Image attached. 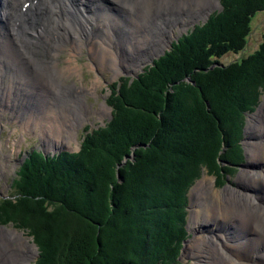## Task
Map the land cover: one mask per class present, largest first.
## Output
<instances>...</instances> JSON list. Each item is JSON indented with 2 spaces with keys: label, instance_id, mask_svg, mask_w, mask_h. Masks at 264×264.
Returning a JSON list of instances; mask_svg holds the SVG:
<instances>
[{
  "label": "trees",
  "instance_id": "1",
  "mask_svg": "<svg viewBox=\"0 0 264 264\" xmlns=\"http://www.w3.org/2000/svg\"><path fill=\"white\" fill-rule=\"evenodd\" d=\"M220 2L222 11L182 36L138 78L112 86V120L87 134L79 153L28 154L13 194L0 200V225L33 238L35 264H180L189 238L190 190L204 170L221 186L244 163L246 117L264 94V39L245 58L222 67L217 61L245 49L264 0ZM130 154L141 162L135 167L126 161V182L110 189L115 166ZM25 218L46 233L22 224ZM66 218L81 222L83 232L96 229L99 249L87 235L70 243Z\"/></svg>",
  "mask_w": 264,
  "mask_h": 264
},
{
  "label": "bare ground",
  "instance_id": "2",
  "mask_svg": "<svg viewBox=\"0 0 264 264\" xmlns=\"http://www.w3.org/2000/svg\"><path fill=\"white\" fill-rule=\"evenodd\" d=\"M197 4L198 0H175L174 2L176 10H179L180 13H183L182 11L186 13L190 8H195L194 5ZM203 5L201 18H207L211 12V6H208L206 1ZM137 6L144 12L149 10L158 12L153 9V6L161 11L166 3L159 4V0H0V39H4L6 36H10L12 39L9 42H0V102L6 98H8V102H11L12 94L7 93L15 90L13 83L15 77L17 89L24 90L33 84V77L36 80L40 78L36 76V73L43 75L39 71L46 67L63 78L71 79L80 74L79 68L72 66L71 63L76 60L77 56L82 55L83 50H87L89 53L93 68L111 71L109 68L111 67L115 71V77L118 76L121 73L122 65L115 50L117 39L108 26L100 23L101 21H106V23L121 22L119 16L114 12L115 9L125 11V13H134L137 12ZM195 16H198V11L195 12ZM174 17L184 18V16H173L167 11L166 15L161 14L159 18L148 23L154 27L155 32L164 33V40L152 46L154 52L149 53L150 55H156L172 42L170 30L166 24L172 22L174 25L175 21L180 25L183 24L182 18L172 20ZM97 24L100 25L95 28L94 25ZM138 25L142 24L138 23ZM185 25L186 21L182 26L185 27ZM135 32L136 30L132 31V33ZM124 35V41H126L129 35L127 33ZM133 41H135L136 51L131 53L127 50L124 54L125 57L122 58L123 65L127 68H130V57L144 53V47L138 38L133 37L126 44H132ZM17 46L34 53H32L33 59H35L33 65L26 61L25 55L19 51ZM65 49H67L70 59L65 68L61 70L57 67L58 58ZM4 52L6 56L3 55ZM41 58L43 59L41 60ZM5 67L12 72L8 77L9 82L2 78L1 68ZM21 70L26 71V75L20 74ZM34 70L37 72L35 73ZM48 76L50 78L47 77V83H50L49 86L53 85L52 92L64 93L63 86L54 82L57 81L54 75L48 74ZM5 82L10 86V89H6V86L2 85ZM38 82L40 83L39 80ZM96 89L94 87L88 91L82 89L73 91V94L69 96L67 109L65 107L58 109L54 103V107L49 108L47 112L43 111L46 116L35 120L38 127L35 129H40L43 132L48 147L61 148L65 145H72L75 139L74 136L72 137L73 133H77L86 118L84 116L91 113L88 107L81 103L82 99L85 98V93H92ZM48 90L45 87V93ZM5 110L7 109L4 108V112ZM102 110L110 111L105 106ZM2 112L0 110V117ZM31 114H33L32 110ZM252 120L255 127L258 126L262 130L260 133L264 132V104L260 108V113ZM248 145L250 148L252 147L249 152L250 169L256 167L255 169L258 170L250 171L251 174H242L238 189L227 187L217 191L215 181L208 177L204 178L195 189L197 192L200 188L207 187L213 192L212 196L216 202H212L208 211L207 225L221 227L224 224L226 226L223 228L226 231L225 236H218L214 231L209 238H202L201 241L198 239L200 243L194 242L191 245L188 256H191L190 258H193L196 264H264V140L259 145L258 143H248ZM1 149L0 145V151ZM9 162L8 158L0 162L1 168L7 167ZM0 174V177H4V171H1ZM207 208L209 209V207ZM19 242L22 243V247L28 248L27 239L22 234L0 228V244L5 246H0V264L3 262L1 256L3 250L21 251ZM17 243L18 248L15 246ZM28 243L29 251H25L20 260L12 258L9 264H32L37 256V249L30 243V240Z\"/></svg>",
  "mask_w": 264,
  "mask_h": 264
},
{
  "label": "rangeland",
  "instance_id": "3",
  "mask_svg": "<svg viewBox=\"0 0 264 264\" xmlns=\"http://www.w3.org/2000/svg\"><path fill=\"white\" fill-rule=\"evenodd\" d=\"M205 1L207 2L208 6H211L210 7L211 12L207 15V18L211 14L222 10V4L220 0H198V4L194 5L195 8H190L189 10L186 11V13L184 11H182L183 13H180L179 10H176L177 8L174 5L175 0L173 1L159 0V4L166 3V6L162 8L161 11L155 8V6H153L154 7L153 9H156L158 12H153L150 10L144 12L143 9H140L137 6V12L125 13V11L116 8L114 12L119 16L121 22L106 23V21H101L100 23L108 26L113 32L115 38L117 39L115 50L116 53L118 54L122 68H121V73L116 77H115V71L111 67H109L111 71L101 70V68H93L89 53L87 52V50H83L84 52L82 53V55L80 57L77 56L75 58L76 60L72 61L71 63L72 66H76L79 68L80 74L73 76L71 79L63 78L62 76L53 73L52 69L46 67L41 71H39L40 74H43L42 76L36 73L37 70H34L36 76L40 78L36 80V78L33 77V84H31L28 87V89L18 90L16 84V77L13 78L15 90L13 92L7 93V94H12L11 102H8V98L3 99L0 102V110L3 111L0 117V126H1L0 145L2 147L0 151V162H3V160L5 161V159L7 158L8 161L10 160L7 167L1 168L0 165V173L1 171H4V177H0V200L4 198H9L13 194L14 189L12 186L14 185L16 172L18 171L21 162L24 160L27 154L30 153L32 150L36 149L38 151L44 152L46 155L58 154L59 152L76 153L81 146L82 137L85 135L84 129L86 127H90L91 131L104 127L111 119V108L107 104V99L111 94L110 89L112 88L113 84L117 83L122 77H126L131 81H133V79H135L138 75H140L145 68L151 66L154 60H157L165 52L169 51L171 45L175 43L177 39L190 32L195 26L206 22L207 20L206 17L201 18L202 9L204 7L203 3ZM167 11H169V14L173 16L174 15L184 16V18L174 17L172 20L176 18H182L183 21L182 23L184 24L186 21V25L185 27H183L182 26L183 24L180 25V23H178L177 21H175L174 25L172 22L170 24L166 22L167 23L166 26L170 30V38L172 42L168 44L169 46L166 45V47L162 49V51H159L158 53H156V55L152 56L149 54L151 52H154L152 51V46L164 40V33L155 32L154 27L152 25H148V23L151 20L159 18L161 14L166 15ZM196 11H198L197 17L195 16ZM138 23H141L142 25L140 26L138 25ZM100 24L94 25V27L98 28L99 27L98 25ZM175 27H179V28H175ZM133 30H136V32L132 33ZM124 33H127L129 35V38L126 41H124L125 38ZM133 37L139 39L141 45L144 47V53H141L139 55V53L136 52L138 54H136L135 56L133 55L132 58L130 57L131 60L129 62L130 68H127L123 65L122 58L125 57L124 54L126 53L127 50H129L131 53H134V51H136L135 41H133L132 44H128V45L126 44L127 41ZM263 39H264V10L256 13L254 17L251 19V33L248 37V42L245 49L238 54H234V53L226 54L225 56L217 60L218 66L220 67H222L221 65L226 66L232 62L238 61L241 58H245L253 54L255 51L259 49V46L263 42ZM11 40L12 39L10 36H6L4 39H0V42L2 41L9 42ZM31 50L33 49L31 48ZM119 50H122L123 52L122 51L119 52ZM29 52H30L29 57L24 56V58L30 65H33L35 63L34 62L35 59H32L34 53L31 52L30 50ZM22 53L25 54L26 52L22 49ZM3 55L6 56V53L4 52ZM38 55H40V53H38ZM43 58H41V60ZM69 59H70V55L67 49L63 50L58 58L57 67L63 70L67 65ZM213 69L214 68L210 67L205 69L204 71L208 72V71H212ZM125 70H129V71H125ZM9 74H12L10 70H9ZM20 74L26 75V71L21 70ZM48 74L54 75L55 79L57 80L54 82H56L57 84H61L63 86L64 93L59 94L52 92L53 85L49 86L48 84L50 83H47L48 81L47 77L50 78ZM38 80L40 81V83L38 82ZM185 81L187 84L193 85L194 87L198 88V90H201V88L198 87V85L195 82H193L191 79L188 78ZM2 85L6 86V89H10V86H8L6 82L3 83ZM45 87L49 89L46 93H45ZM94 87H96L97 89L95 91L93 90L92 93H85L86 94L85 98L82 99L81 103L86 105L91 113L90 115L84 116L86 118L83 121V123L80 125L79 129L77 130V133H73L72 137L74 136L75 139L72 142V145L71 146L65 145L61 148H57V146L48 147V143L46 142L43 136V132L40 129H35L37 127L36 126L37 123L35 122V120L46 116V113L43 111L46 110L47 112L49 108L54 107V103L58 109L62 107H65L67 109L69 96L73 94L72 93L73 91L76 90L79 91V89L88 91ZM58 90L59 88L56 91L58 92ZM207 97L208 100L210 101H207L206 105H207V109H210L211 108L210 102L212 100L210 99L209 96ZM263 104H264V94H262L260 98L259 105L256 111L252 114H248L246 117V124L244 127V138L242 140V146L245 155L244 163L237 169V171L234 174L228 175L225 178V183L221 186L218 185L217 177H215L214 175H209L204 170L200 179L197 180L196 183L191 188L189 193L190 203L188 206V224H187L189 238L184 243L179 258L180 264H196L195 260L193 258H190L191 256H188L190 247L194 242L200 243L201 241L200 239L209 238L214 231H216L215 234L218 236L226 235V231L225 229H223L226 227L224 224H222L221 227L218 226L216 227L213 225H207L206 223L207 217L209 218L207 214H209L208 211L210 210L211 204L212 202H216L212 196L213 192L210 191L207 187L205 188L202 187L200 188L199 191L197 190V192H195V189L197 186H199L200 182L207 177L215 181V187L217 191L224 190L227 187L238 189L240 187L239 180L242 174L245 173L251 174L250 171L254 172V170L255 171L258 170L255 169L256 167L250 169L249 164L251 163V159L249 157V152H251L252 147L250 148V145H248V143L250 144L258 143V145L263 143L264 132L260 133V131L262 130L258 128V126L255 127V123H253L252 120L255 118L256 115H258V113H260V108L262 107ZM103 106L107 107L110 111L107 110L103 111L102 110ZM4 108L7 109L5 110V112H4ZM31 110L33 111V114H31ZM29 116L31 117L29 118ZM256 119L258 118L256 117ZM49 124L51 125V122H49ZM128 158L129 159L125 158V160H122L123 162L120 165L115 166L116 170L113 174V178L112 179L110 178L113 181V187H110V189L114 188V185L123 186L124 183L126 182L125 173H127V171H124L127 163L126 161L130 162L131 165L135 167L138 166L139 163L141 162L140 158L138 159V157H136L133 154H130ZM128 169L126 167V170ZM107 202L109 209L112 210L113 208L108 198H107ZM207 207H209V209ZM33 220L34 219L31 220V218L29 219L25 218L21 220V223L24 224L25 226H28L30 229L34 231H38L39 234L44 235L46 233L47 228L43 229L40 225L36 223V221ZM64 220L67 221L64 222L61 220L63 224L66 223L67 225H70V226L66 225L70 230V233L72 234L70 243L72 242L74 243L77 241L79 242V240H81V237L84 238V235L85 236L87 235L88 239L90 238V236L92 238H95V243L99 249L98 241H97L98 233L96 229H94V231L92 232H87V230L85 229V232H83L82 228L78 227L79 223L81 222L75 219L73 220L72 218H66ZM0 228L4 230H13L22 234L23 237L27 239V244H28V248L26 246L22 247V243L19 242V247L21 250L20 252L12 251V250L11 251L3 250V255L1 254L3 260L2 264H9L12 258L20 260L22 254L25 253V251H29L30 248L28 243L29 240L31 244L35 245L33 243V238L29 236L27 232L16 229L12 224L7 226L0 225ZM15 246L18 248V243ZM1 247H5V246H1ZM95 250H97V248ZM37 256H38V249H37ZM37 256L35 260L32 262V264L36 262ZM81 262H84L83 264H90L89 263L90 261L88 260L85 261V259ZM63 264H68V261L64 259ZM71 264H75V263H73V261L71 260Z\"/></svg>",
  "mask_w": 264,
  "mask_h": 264
},
{
  "label": "water",
  "instance_id": "4",
  "mask_svg": "<svg viewBox=\"0 0 264 264\" xmlns=\"http://www.w3.org/2000/svg\"><path fill=\"white\" fill-rule=\"evenodd\" d=\"M212 68H214V66H212ZM127 159H129V158H127ZM127 159H126V160H127Z\"/></svg>",
  "mask_w": 264,
  "mask_h": 264
}]
</instances>
